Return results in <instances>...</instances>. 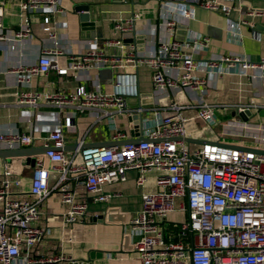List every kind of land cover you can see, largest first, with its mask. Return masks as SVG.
Listing matches in <instances>:
<instances>
[{
	"label": "built area",
	"instance_id": "built-area-1",
	"mask_svg": "<svg viewBox=\"0 0 264 264\" xmlns=\"http://www.w3.org/2000/svg\"><path fill=\"white\" fill-rule=\"evenodd\" d=\"M169 0H162L165 5ZM175 13L190 16L195 6L231 15L233 6L219 0H176ZM24 18L22 28L16 32L19 39L31 32L30 13L35 10L60 12L61 0H24L20 2ZM252 14L264 15V10L253 9ZM3 9L0 7V28ZM139 14L125 21H115L116 32L133 30ZM174 16L165 19L169 27L176 23ZM45 30L55 38L50 17H44ZM247 23L231 22L230 27ZM0 32V39H4ZM103 47L96 46L75 55L67 65H59L54 55L60 51L46 48L34 65H20L14 71L22 80L33 75H47L51 70L67 74L110 65L118 71L112 93L89 91L80 85L75 92L21 91L18 103L37 108L41 105L75 109V113L92 112L96 119L107 118L116 131L114 139L125 136L116 123L118 115L132 117L142 115L140 133L146 140L112 146H86L76 149L72 156L64 151L65 132L72 130L75 116L70 114L60 121L47 136L5 131L0 133V149L35 146L37 140H45L51 146L43 154L36 155L34 172L30 182L31 198L14 196V187H21V178L13 176L11 166L5 165L0 182V264H61L71 260L63 253L50 256L38 255L37 245L47 233L39 225L42 204L57 192L65 208L62 222L73 224L85 219L90 201H107L113 194L104 190L105 184L127 180V172L136 171V184L143 189L142 207L130 218V233L136 239L132 246L142 264H264V121L228 119V127L240 134L253 137V144L232 146L221 139L204 143L184 140L189 135V124L217 121L216 107L208 103L204 94L209 81L197 75L198 70L223 74L239 65L247 69H260L264 58L252 61L238 55H222L201 65L188 48L208 46L210 38L197 35L185 41L173 39L161 41L153 53L138 56L125 48L120 37L106 38ZM105 46V47H104ZM110 47L119 49L111 52ZM146 63L152 70L153 86L163 92L167 88L192 92L190 99L170 101L153 107L150 117L145 115L138 74L134 67ZM139 97V105L131 99ZM143 103V102H142ZM251 107L239 106L243 111ZM133 121V120H130ZM180 137L181 139H173ZM52 174L56 181L51 184ZM151 176L153 184L150 183ZM71 179L83 185L84 199ZM177 218L179 229L171 231L176 238L167 237L170 215Z\"/></svg>",
	"mask_w": 264,
	"mask_h": 264
},
{
	"label": "crops",
	"instance_id": "crops-1",
	"mask_svg": "<svg viewBox=\"0 0 264 264\" xmlns=\"http://www.w3.org/2000/svg\"><path fill=\"white\" fill-rule=\"evenodd\" d=\"M24 0H0L3 9L0 32V133L12 131L47 136L56 129L60 121L67 115L75 116L72 130L65 132L64 151L72 156L76 149L86 146H101V143L113 141L121 145L122 141L137 131V125L128 115H118L116 123L125 133L124 137L114 139L116 131L112 122L107 119H96L92 112L75 113V109L41 105L37 108L20 105L18 95L21 91L62 92L70 94L80 85L89 91L97 89L104 93H112L114 78L118 69L110 65H102L82 70H71L60 74L51 70L47 75H33L22 80L14 71L20 65H34L46 48L60 51L54 55L59 65H67L75 55L81 54L96 46L103 47L106 38L120 37L125 48L138 56L147 55L157 50L161 41L177 39L185 41L197 35L210 38L208 46L188 48L193 57L204 65L209 59L222 55H238L252 61L264 58V15L252 14L253 9L264 10V0H219L233 6L231 15L220 11L195 6L192 15L175 13L173 6L178 2L169 0L164 5L162 0H61L63 10H35L30 13L31 32L27 37L17 38L16 32L22 28L24 13L20 2ZM79 4L89 5L90 20L94 26L85 28L82 25ZM172 9V10H171ZM139 14L136 20L133 37L116 32L115 21L126 20ZM49 16L54 26L55 38L45 30L44 17ZM169 16L176 18L174 26L165 24ZM246 20L247 23L230 27L231 22ZM130 31V32H132ZM105 47V46H104ZM111 52L119 49L108 48ZM138 74L139 89L143 98L141 104L145 115L151 116L153 107H160L180 98L190 99L192 92L167 88L158 92L153 86L152 68L142 63L130 67ZM223 66V74L208 73L198 70L197 75L209 81L204 98L215 105L218 119L211 124L195 121L189 124V135L196 141L221 139L234 145H252V136L240 134L235 128L227 126L228 119L239 120L242 117L236 107H251L253 112L249 123L264 121V66L260 69H247L244 73L237 64L227 71ZM131 104L138 106L139 97L131 99ZM198 143V142H196ZM45 145V140H37L35 146ZM36 156L0 158V182L5 165L11 166L13 176L21 178V187H14V196L31 198L30 182L34 172ZM136 171L127 172V180L105 184L104 190L113 195L104 202L90 201L89 211L85 219L73 224L62 222L65 208L57 192L52 193L43 202L39 225L47 229V233L36 247L38 255L50 256L63 253L71 260L61 264H142L139 254L133 249L136 239L130 233L128 221L142 207L143 189L136 184ZM56 181L52 174L51 184ZM80 195L86 199L83 185L71 179ZM150 183L153 184L151 176ZM170 215L167 237L176 236L171 231L178 224Z\"/></svg>",
	"mask_w": 264,
	"mask_h": 264
},
{
	"label": "water",
	"instance_id": "water-1",
	"mask_svg": "<svg viewBox=\"0 0 264 264\" xmlns=\"http://www.w3.org/2000/svg\"><path fill=\"white\" fill-rule=\"evenodd\" d=\"M76 10L80 12V18L82 21V25L85 28H90L94 26V22L90 20V14H89V5L88 4H79L76 6ZM134 31L125 33V36L127 37H133ZM236 112L242 117L244 120H248L250 116L252 115V111L249 108L244 109L243 111H240L239 109H236ZM131 120H133L134 124L137 125V131L132 132L131 136L124 139L122 141V144L127 143H139L140 141L146 140L145 137H143L140 133V125L143 126L142 121V115L136 114L132 117H130ZM173 139H181L180 137H174ZM185 141L190 143H204L207 140H201L196 141V139H193L191 137L184 138ZM121 144V145H122ZM101 146H112L115 145L113 141L111 142H105L101 143ZM232 146H235L234 144H231ZM51 149V146L46 145H40V146H24V147H14V148H1L0 149V158L3 159H9L12 157H19V156H25V157H32L39 154L45 153L47 150ZM258 153L264 154V149H255Z\"/></svg>",
	"mask_w": 264,
	"mask_h": 264
},
{
	"label": "rangeland",
	"instance_id": "rangeland-1",
	"mask_svg": "<svg viewBox=\"0 0 264 264\" xmlns=\"http://www.w3.org/2000/svg\"><path fill=\"white\" fill-rule=\"evenodd\" d=\"M173 218H181V214H179V213H174Z\"/></svg>",
	"mask_w": 264,
	"mask_h": 264
},
{
	"label": "trees",
	"instance_id": "trees-1",
	"mask_svg": "<svg viewBox=\"0 0 264 264\" xmlns=\"http://www.w3.org/2000/svg\"><path fill=\"white\" fill-rule=\"evenodd\" d=\"M174 228H176L175 230H178L179 229V226L178 225H175Z\"/></svg>",
	"mask_w": 264,
	"mask_h": 264
}]
</instances>
